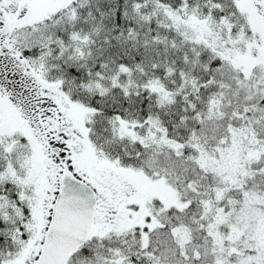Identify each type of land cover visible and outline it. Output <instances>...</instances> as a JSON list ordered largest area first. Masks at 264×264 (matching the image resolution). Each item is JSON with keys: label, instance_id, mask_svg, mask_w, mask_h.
I'll list each match as a JSON object with an SVG mask.
<instances>
[{"label": "snow or ice", "instance_id": "6c2138e0", "mask_svg": "<svg viewBox=\"0 0 264 264\" xmlns=\"http://www.w3.org/2000/svg\"><path fill=\"white\" fill-rule=\"evenodd\" d=\"M0 264H264V0H0Z\"/></svg>", "mask_w": 264, "mask_h": 264}]
</instances>
